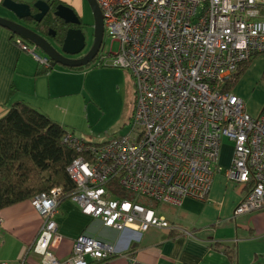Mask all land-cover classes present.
I'll use <instances>...</instances> for the list:
<instances>
[{
    "label": "built area",
    "instance_id": "1",
    "mask_svg": "<svg viewBox=\"0 0 264 264\" xmlns=\"http://www.w3.org/2000/svg\"><path fill=\"white\" fill-rule=\"evenodd\" d=\"M95 2L103 34L94 63L127 71L135 104L128 130L104 143H84L69 131L62 135L79 153L65 168L74 183L67 199L119 233L175 229L159 211L112 195L106 183L115 180L130 193L177 206L183 198L203 201L214 172L221 171L246 186L233 217L264 208V102L251 115L239 96L223 90L240 63L264 53V0ZM12 42L43 69L50 67L33 44L17 35ZM223 141L231 144L226 167L217 164ZM60 197L61 188L53 187L29 199L42 222L13 264H28L30 253L38 264H105L116 253L114 243L81 233L70 254L57 259ZM125 264L137 262L128 256Z\"/></svg>",
    "mask_w": 264,
    "mask_h": 264
},
{
    "label": "crops",
    "instance_id": "2",
    "mask_svg": "<svg viewBox=\"0 0 264 264\" xmlns=\"http://www.w3.org/2000/svg\"><path fill=\"white\" fill-rule=\"evenodd\" d=\"M54 1L78 10L75 12L78 17L81 14L72 0ZM11 35L0 26V117L20 101L73 134L74 129L69 130L72 126L66 118L72 112V97H78L83 105V70L53 65L47 72H41L44 69L14 45ZM230 154V147L222 144L217 164L226 167ZM243 193L242 186L227 180L221 171L214 172L203 201L183 198L179 205L173 206V211H159L173 224L174 231L148 229L133 235L104 227L106 230L96 238L114 243L116 248L105 264H125L128 256L137 264H230L222 249L232 254L233 264L252 261L264 264V208L232 216ZM54 220L60 240L53 254L57 259H64L70 254L72 240L77 235L92 236L89 225L98 219L82 214L73 202L64 199L57 205ZM41 222V215L29 200L0 208V262L13 264L23 257ZM216 242L218 247L213 246ZM27 255L28 264H38L36 255Z\"/></svg>",
    "mask_w": 264,
    "mask_h": 264
},
{
    "label": "trees",
    "instance_id": "3",
    "mask_svg": "<svg viewBox=\"0 0 264 264\" xmlns=\"http://www.w3.org/2000/svg\"><path fill=\"white\" fill-rule=\"evenodd\" d=\"M45 1L51 9L56 4L54 0ZM33 26L31 29L42 36L47 35L49 30L55 31L54 40L58 44L67 27L52 14V10L49 13L47 12L45 17L38 23H34ZM12 36L13 34L11 38ZM249 59L240 63L225 81L224 91L231 90L250 62ZM94 62L95 59L92 60V63ZM86 67L88 66L65 68L83 70ZM51 68L52 66L41 72H47ZM66 132L61 125L20 101L12 104L0 117V208L29 200L33 195L47 192L53 187L61 188L59 201L67 199L68 195L74 190V183L68 177L65 168L70 160L79 153L70 149L61 141L62 135ZM106 186L114 196L126 198L141 205H148L155 210L158 208L157 211L169 210L171 212L174 209L172 205L130 193L120 188L115 180L108 181ZM242 188L245 190L246 186ZM170 224L173 226L172 223ZM213 246L218 247L219 243H213ZM222 251L227 254L230 264H233L232 254L224 249ZM249 264L261 263L252 261Z\"/></svg>",
    "mask_w": 264,
    "mask_h": 264
},
{
    "label": "rangeland",
    "instance_id": "4",
    "mask_svg": "<svg viewBox=\"0 0 264 264\" xmlns=\"http://www.w3.org/2000/svg\"><path fill=\"white\" fill-rule=\"evenodd\" d=\"M72 3L81 10L79 19L82 24L90 25L92 15L86 1L72 0ZM77 11L74 10V12ZM1 15L10 19L14 18L4 8ZM24 25L32 27L31 24L24 23ZM44 37L48 38L47 35ZM103 42L107 45L108 40L104 38ZM112 48L115 49V44L112 45ZM36 51L41 54L38 49ZM249 60L247 67L230 91L242 99L249 114H254L259 111L264 102V53L255 54ZM58 66L55 65V67ZM87 66L83 69V105L78 97H72V112L66 121L72 126L69 130L74 129L73 134L84 142L102 143L124 134L128 130L135 92L132 79L124 69L107 62L94 64L91 61ZM222 144H226L231 149V144L228 141H223ZM97 221L91 222L89 225L91 230L88 231L93 232L92 236L99 238L100 232L106 228Z\"/></svg>",
    "mask_w": 264,
    "mask_h": 264
},
{
    "label": "water",
    "instance_id": "5",
    "mask_svg": "<svg viewBox=\"0 0 264 264\" xmlns=\"http://www.w3.org/2000/svg\"><path fill=\"white\" fill-rule=\"evenodd\" d=\"M85 1L91 11L93 30L91 45L84 56L66 57V55H76L83 50L84 35L80 27H77L80 25L79 17L69 6L63 3L56 4L52 12L54 16L67 25L59 43V49L53 47L44 36L17 21L26 20L38 23L48 11L49 5L45 0H2V8L9 11L14 18L0 16V26L6 28L11 34L18 35L28 43L33 44L49 59L50 66L56 64L64 67L87 66L101 45L103 28L101 14L95 0Z\"/></svg>",
    "mask_w": 264,
    "mask_h": 264
},
{
    "label": "flooded vegetation",
    "instance_id": "6",
    "mask_svg": "<svg viewBox=\"0 0 264 264\" xmlns=\"http://www.w3.org/2000/svg\"><path fill=\"white\" fill-rule=\"evenodd\" d=\"M59 2H56V4H58ZM55 4V5H56ZM55 5L52 7V9L50 8V6H48V13H49V11H51L52 10V12H53V8L55 7ZM46 12V13H47ZM45 13V14H46ZM43 17H45V15L43 16ZM42 17V18H43ZM18 22H20L21 24H23L24 25V23H27V24H31V28H33L34 26H33V21H26V20H24V21H22V20H17ZM26 26V25H25ZM75 27V26H74ZM77 27H80V29L83 31V35H84V46H83V50L81 51V52H79L78 54H76V55H66V57H71V58H76V57H80V56H84L85 54H86V52L88 51V49H89V47H90V45H91V42H92V30H93V26H92V22H91V24L89 25V24H87L86 26H85V24H82V22L80 21V25H78ZM30 28V27H29ZM47 36H48V38H45L53 47H55L56 49H59L60 47H59V44L57 43V42H55V40H54V36H55V31H53V30H49L48 31V33H47ZM96 54H97V52H96ZM96 54H95V56H96ZM95 56H94V58H95ZM93 58V59H94Z\"/></svg>",
    "mask_w": 264,
    "mask_h": 264
}]
</instances>
